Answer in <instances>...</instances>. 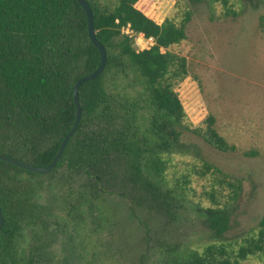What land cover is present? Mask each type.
I'll return each instance as SVG.
<instances>
[{"label": "trees", "instance_id": "1", "mask_svg": "<svg viewBox=\"0 0 264 264\" xmlns=\"http://www.w3.org/2000/svg\"><path fill=\"white\" fill-rule=\"evenodd\" d=\"M87 1L107 61L79 86L81 117L52 169L37 173L0 160V264H120L106 235L117 225L114 197L126 202L128 216L141 208L164 227L191 215L201 222L206 241L163 240L165 264L264 258V213L240 241L226 236L241 179L181 140L184 128L219 151L239 152L211 113L193 126L175 90L190 73L186 58L169 48L186 39L190 14L156 19L155 0ZM221 2L225 15L237 14L229 0ZM127 24L145 46H133L121 31ZM99 62L77 0H0V154L48 165L75 120L73 86ZM44 176L54 194L48 205L33 197ZM53 234L66 252L57 260L47 248Z\"/></svg>", "mask_w": 264, "mask_h": 264}, {"label": "rangeland", "instance_id": "2", "mask_svg": "<svg viewBox=\"0 0 264 264\" xmlns=\"http://www.w3.org/2000/svg\"><path fill=\"white\" fill-rule=\"evenodd\" d=\"M155 1L156 19L167 16L180 20L185 12L190 14L186 39L169 50L187 60L190 76L175 90L191 123L203 126L211 113L217 131L239 150L222 152L202 136L184 128L181 132V140L197 150L198 156L241 179L238 212L226 233L232 241H240L264 213V0H229L237 13L234 16L224 14L221 0ZM131 37L135 47L148 43L137 34ZM243 150H256L257 155L244 156ZM179 162L180 157L172 161L177 166ZM41 181L33 197L48 205L54 195L49 186L51 178L44 176ZM193 185L200 190V185ZM109 205L117 225L106 235L120 264H165L163 240L171 245L207 239L205 228L192 215L164 227L162 220L141 208L128 216L122 198L114 197ZM142 223L149 228L148 234ZM62 239L60 234L48 237L47 248L56 260L66 253ZM239 264H264V258L252 256Z\"/></svg>", "mask_w": 264, "mask_h": 264}, {"label": "water", "instance_id": "3", "mask_svg": "<svg viewBox=\"0 0 264 264\" xmlns=\"http://www.w3.org/2000/svg\"><path fill=\"white\" fill-rule=\"evenodd\" d=\"M77 2L85 12L86 20H87L88 35H89V38H90L91 42L93 43V45L98 49L100 62H99V65L92 72L78 78L77 81L75 82V84L73 86V101H74L75 106H76L75 120H74L71 128L69 129V131L64 136L63 140L60 143V146H59L57 152L55 153V155L53 156L52 160L50 161V163L48 165H46V166H34L31 164L21 162L15 158L0 154V160L10 162V163H12L18 167L25 169V170H29V171L37 172V173H44V172H47L54 167L57 160L61 157V154H62V152L66 146V143H67L68 139L70 138V136L75 131L77 123L81 117V106H80L79 97H78L79 86L83 82L95 79L102 72V70L105 67L106 61H107L105 47L96 38V30L94 29V25H93V14H92V10L90 8L88 1L87 0H77ZM2 225H3V216H2L1 209H0V229L2 228Z\"/></svg>", "mask_w": 264, "mask_h": 264}, {"label": "built area", "instance_id": "4", "mask_svg": "<svg viewBox=\"0 0 264 264\" xmlns=\"http://www.w3.org/2000/svg\"><path fill=\"white\" fill-rule=\"evenodd\" d=\"M121 31H122L124 34L128 35V36H132L133 34H137V35L143 37V35L140 34V33H134V32L129 28V25H128V24H127L126 26L122 27V28H121Z\"/></svg>", "mask_w": 264, "mask_h": 264}]
</instances>
